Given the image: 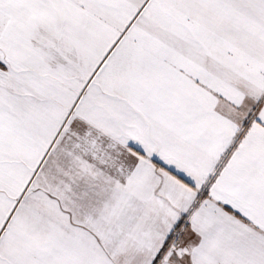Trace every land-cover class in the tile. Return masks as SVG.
<instances>
[{
  "label": "snow or ice",
  "instance_id": "1",
  "mask_svg": "<svg viewBox=\"0 0 264 264\" xmlns=\"http://www.w3.org/2000/svg\"><path fill=\"white\" fill-rule=\"evenodd\" d=\"M0 264H264V0H0Z\"/></svg>",
  "mask_w": 264,
  "mask_h": 264
}]
</instances>
